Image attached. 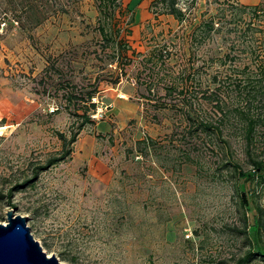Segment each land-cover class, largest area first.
Wrapping results in <instances>:
<instances>
[{
	"label": "rangeland",
	"instance_id": "374dc122",
	"mask_svg": "<svg viewBox=\"0 0 264 264\" xmlns=\"http://www.w3.org/2000/svg\"><path fill=\"white\" fill-rule=\"evenodd\" d=\"M19 1L0 0V222H8L11 210L26 216L44 251L66 264L73 263L64 257L77 264H234L250 247L255 214L263 220L264 241V182L249 180L252 208L246 209L234 169L223 165L228 154L214 137L190 135L186 117L189 110L200 120L220 116L202 92L216 87V73L231 81L225 76L233 62L223 68L218 57L243 33L248 48L239 61L257 60L264 0H178L182 21L157 15L153 0H122L118 23L130 47H118L115 60L97 29L95 0H81L33 28ZM236 4L262 8L234 18L229 5ZM210 20L216 29L200 37ZM50 55L60 67L52 78L44 71ZM190 72L187 100L166 95L170 78ZM96 78L95 123L81 131L71 156L13 190L61 152L60 132L70 136L76 117L62 82L91 88ZM225 95L236 105L235 92ZM237 133L227 130L230 160L248 170ZM147 136L156 143L146 154L138 141ZM187 152L193 161L185 160Z\"/></svg>",
	"mask_w": 264,
	"mask_h": 264
},
{
	"label": "trees",
	"instance_id": "16d2710c",
	"mask_svg": "<svg viewBox=\"0 0 264 264\" xmlns=\"http://www.w3.org/2000/svg\"><path fill=\"white\" fill-rule=\"evenodd\" d=\"M80 1L81 0H20L19 3L22 6L21 12H25L24 14H26L25 18L27 24L33 28L47 21L52 16L61 13H69ZM177 1L178 0H153L151 6L154 9L160 10L153 11L157 15L171 14L179 21H182L185 17V13L177 6ZM95 3L98 10L97 29L102 37V42L109 48L113 47V55L110 57L112 60H115V51L118 52V47L120 51H122V49H129L130 47L128 39L122 35L123 27H120L118 23L119 19L117 16H119L118 14L122 10V0H95ZM236 5L237 6L229 5V8H232L230 10H232L231 14L234 15V18L238 12H247L249 10L257 11L262 8L261 5ZM222 10L225 9L223 8ZM133 19V16H131L129 22L132 23ZM205 24L206 23H204V25ZM205 26V31L200 35V37L203 38L210 36L212 30L216 29L213 20H210ZM26 28L28 29V26ZM127 32L129 34L131 30L127 29ZM245 35H247V33H243V36H238V39L242 37V40L235 41L229 53H225L218 57L220 65L224 66L223 68L229 66L233 71L230 77H228V75L225 76L227 79L230 78L229 80L231 81L226 82L223 77L220 76L219 78V73H216L211 79L217 84L216 87L214 89L207 88L202 92V98H204L206 102L215 103V106L220 112V116L216 121L212 118L205 117H201L200 120L196 117L197 115H194L196 111L194 113L192 110L191 112L189 110L186 117L190 124V135H205L211 139L214 137L217 141H212L215 142L217 148L222 149L225 154H228L229 159L224 160L223 165L230 166L234 169L236 173L235 176L238 177L237 190H241L240 196L242 197L244 206L246 209L250 210L252 207L249 196H251L252 193L247 190V184L249 180H257L258 183L264 182V35L258 39L262 44V50L256 55L257 60L253 59L249 63L239 61L240 59H238L242 53L247 52L248 46L244 44L248 41L246 38L248 36ZM30 37L33 38L32 35H30ZM236 47H238V51H236L235 56L231 53L233 50H237ZM255 52V50L251 49L252 54ZM228 62L233 63L227 66ZM56 63L54 56L50 55L44 71L45 74L51 78L54 72L60 70V67ZM191 75L192 73L190 72L185 75L179 74L170 78L169 83L165 84L167 90L166 95H174V98H176L177 94H181L183 100L187 97L189 98V95H187L189 89H186L184 82L188 79L190 80ZM100 81L99 78H96L95 82L88 84L91 85V88H87V86L83 87L70 80L62 82L65 86L64 96L66 98V104L68 107L71 106L70 114L76 117L73 124L74 126L70 130V136L68 137L66 133L60 132L59 137L63 142L61 152L58 155L49 157L46 163L35 166L32 174L19 181L13 190L30 186L43 170H47L51 166L63 162L71 156L73 145L77 141L81 131L89 124L95 123L92 114L97 109V103L93 101V99L100 91ZM181 83L183 86H181ZM231 92H235L236 96V105H234L233 100V106H231V103H229L225 95ZM192 105L193 102H191V106ZM167 106L168 104L166 102L159 105L160 108H165ZM229 127L232 128L233 132H238L237 134L242 138L241 140L245 147L243 150L250 164L248 170L243 169V165L238 159L230 160L233 156V151L231 140L229 136H226L228 135L227 130ZM155 143L156 140L150 136L138 141V144L143 146L140 152L146 153L145 151H148L149 148L151 150ZM260 143H263V146H261ZM194 148L196 147L194 146ZM185 154V160L193 161L190 153L187 152ZM11 191L10 194H12ZM262 225V218L257 214L253 215V223L250 226V228H253V231L248 235L250 247L244 255L238 257L234 264H252L256 260H264ZM64 259L73 264H77L74 257H64ZM223 263L229 264L227 261Z\"/></svg>",
	"mask_w": 264,
	"mask_h": 264
},
{
	"label": "water",
	"instance_id": "95a60500",
	"mask_svg": "<svg viewBox=\"0 0 264 264\" xmlns=\"http://www.w3.org/2000/svg\"><path fill=\"white\" fill-rule=\"evenodd\" d=\"M26 216L8 212V222H0V264H66L49 256L35 239Z\"/></svg>",
	"mask_w": 264,
	"mask_h": 264
}]
</instances>
